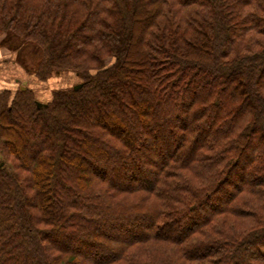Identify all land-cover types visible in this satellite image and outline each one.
I'll list each match as a JSON object with an SVG mask.
<instances>
[{"label": "trees", "instance_id": "obj_1", "mask_svg": "<svg viewBox=\"0 0 264 264\" xmlns=\"http://www.w3.org/2000/svg\"><path fill=\"white\" fill-rule=\"evenodd\" d=\"M0 38L81 78L0 93V264H264V0H0Z\"/></svg>", "mask_w": 264, "mask_h": 264}, {"label": "rangeland", "instance_id": "obj_2", "mask_svg": "<svg viewBox=\"0 0 264 264\" xmlns=\"http://www.w3.org/2000/svg\"><path fill=\"white\" fill-rule=\"evenodd\" d=\"M0 49L5 51L6 54L11 55L12 58H8V61L11 60V62H15V66L8 65V68H10V70L6 71V74H4L5 71L0 70V74L6 75V78H9V80L11 81L10 86L7 85L0 89V93L5 90L17 91L19 89H29L34 95V100L39 102L42 106H45L52 99L53 93L55 91L69 87L72 88L81 83V78L75 76V74L73 73H63L60 75L52 76L51 78H47L46 80H39L36 77L37 75L35 69H32V71H26L25 69H22L23 67L21 68L22 70L18 67L20 66L17 63L19 55H17L15 51H11L10 49L3 46L1 47V45ZM16 80H18V82H16ZM23 82H25V84ZM170 140H172V136L170 137ZM144 143L146 144V141ZM159 152L160 153L156 157L157 160H161V152L163 151L160 150ZM105 228L108 229L107 232H110L112 236L116 235L114 231L112 232L111 227L105 226Z\"/></svg>", "mask_w": 264, "mask_h": 264}, {"label": "crops", "instance_id": "obj_3", "mask_svg": "<svg viewBox=\"0 0 264 264\" xmlns=\"http://www.w3.org/2000/svg\"><path fill=\"white\" fill-rule=\"evenodd\" d=\"M10 57H11L10 54H6L5 51L0 49V68H2L0 70L5 71L4 74H6V71L10 70V68H8V65H14V63H15V62L14 63L11 62V60L10 61L7 60L8 58L10 59ZM16 82H18V80H16ZM10 83H11V81L9 80V78H6V75L0 74V89H2V87H5L7 85L10 86ZM23 83H25V82H23Z\"/></svg>", "mask_w": 264, "mask_h": 264}, {"label": "water", "instance_id": "obj_4", "mask_svg": "<svg viewBox=\"0 0 264 264\" xmlns=\"http://www.w3.org/2000/svg\"><path fill=\"white\" fill-rule=\"evenodd\" d=\"M25 84V83H24ZM38 106H42L39 102H38Z\"/></svg>", "mask_w": 264, "mask_h": 264}]
</instances>
